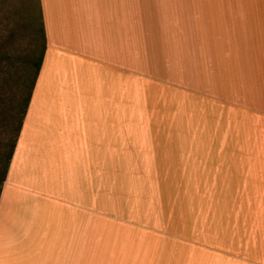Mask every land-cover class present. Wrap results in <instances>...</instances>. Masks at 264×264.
Returning a JSON list of instances; mask_svg holds the SVG:
<instances>
[{"label":"crops","instance_id":"0c3cea01","mask_svg":"<svg viewBox=\"0 0 264 264\" xmlns=\"http://www.w3.org/2000/svg\"><path fill=\"white\" fill-rule=\"evenodd\" d=\"M39 1L43 61L0 195V264H264V0H221V29L192 30L184 155L175 120L134 102V0Z\"/></svg>","mask_w":264,"mask_h":264},{"label":"rangeland","instance_id":"374dc122","mask_svg":"<svg viewBox=\"0 0 264 264\" xmlns=\"http://www.w3.org/2000/svg\"><path fill=\"white\" fill-rule=\"evenodd\" d=\"M222 11L221 0H134V102L142 101L144 106L157 109L154 120L159 124L175 120L176 150L181 155L190 152L188 141L193 135L192 30L208 23L213 30H220ZM137 17H144L150 28L160 17L164 23L158 30H139L135 25ZM230 19L237 21L235 16ZM44 47L40 1L0 0V153L15 136L16 105L20 103L22 107ZM157 59L161 60L158 66ZM154 77L157 80L152 81ZM146 78L150 83L143 80ZM140 91L146 93L147 100H141ZM233 94L234 91L229 93L228 101ZM206 106L213 109L218 104Z\"/></svg>","mask_w":264,"mask_h":264},{"label":"trees","instance_id":"16d2710c","mask_svg":"<svg viewBox=\"0 0 264 264\" xmlns=\"http://www.w3.org/2000/svg\"><path fill=\"white\" fill-rule=\"evenodd\" d=\"M45 38V36H44ZM42 61H43V55L41 60L36 64V74L34 77V80L32 81V83L29 86L28 89V94L27 96H25L22 99L21 105L20 103L18 105H16V116L14 117V124L15 122L17 123V126H15L14 128V132H15V136L11 139L10 144H7L4 146V148L2 149V152L0 153V195L2 192V188L4 185V182L6 180L7 174H8V170L12 161V157L16 148V144L23 126V122L31 101V97H32V93L33 90L35 88V84H36V80L38 78L39 72H40V68L42 65Z\"/></svg>","mask_w":264,"mask_h":264},{"label":"bare ground","instance_id":"6f19581e","mask_svg":"<svg viewBox=\"0 0 264 264\" xmlns=\"http://www.w3.org/2000/svg\"><path fill=\"white\" fill-rule=\"evenodd\" d=\"M48 83H49V81H47ZM47 90V89H46ZM40 93V92H39ZM45 95V94H44ZM46 96V95H45ZM35 102V101H34ZM33 108V107H32ZM29 116V115H28ZM22 139V138H21ZM19 148V147H18ZM19 150V149H18ZM21 150V149H20ZM17 153V152H16ZM16 157V156H15ZM18 157V156H17ZM19 158V157H18ZM15 160V159H14ZM16 162H17V160H16ZM17 164V163H16ZM15 164V165H16ZM24 169V168H23ZM18 170H19V168H18ZM21 170V169H20ZM16 171V170H15ZM15 175V174H14ZM17 175V174H16ZM27 176H30V175H27ZM15 179V178H14Z\"/></svg>","mask_w":264,"mask_h":264}]
</instances>
